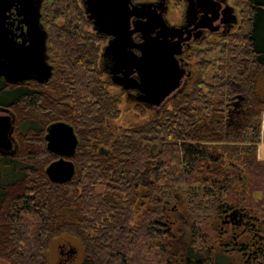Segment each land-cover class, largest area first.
<instances>
[{"label": "trees", "instance_id": "obj_1", "mask_svg": "<svg viewBox=\"0 0 264 264\" xmlns=\"http://www.w3.org/2000/svg\"><path fill=\"white\" fill-rule=\"evenodd\" d=\"M231 1L238 22L218 36L216 53L200 42L196 75L163 107L134 101L140 115L150 109L153 116L118 134L106 127L119 115V101L100 65L105 37L81 0L42 6L50 78L12 83L0 76V106L14 115L17 142L14 154H0V260L48 264L50 243L66 235L83 247L80 264H232L229 243L213 253L209 229L238 207L254 216L257 232L246 264H263L257 244L264 159L257 145L264 142V98L257 79L264 70V0ZM56 122L71 126L77 139L65 182L46 174L58 158L45 140ZM179 207L191 228L183 245L174 242L166 216Z\"/></svg>", "mask_w": 264, "mask_h": 264}, {"label": "water", "instance_id": "obj_2", "mask_svg": "<svg viewBox=\"0 0 264 264\" xmlns=\"http://www.w3.org/2000/svg\"><path fill=\"white\" fill-rule=\"evenodd\" d=\"M196 1L205 5L212 0ZM42 3L43 0H0V76L7 82L34 80L43 83L52 74L46 55L47 32L40 21ZM82 5L93 29L110 37L102 55L112 57L109 74L113 84L126 90L137 89L135 100L147 108L162 106L171 92L184 85L191 72L180 66L175 58L180 41L168 39L182 28L166 23V5L163 4L158 12L150 9V3H136L132 11L126 0H82ZM192 11L190 1L186 13ZM131 15L146 20L134 22L130 29ZM232 18L235 23V15ZM15 21V29L19 32L13 29ZM157 27L160 30H156ZM136 31L143 39L138 44L132 42L131 37ZM151 32L156 36L152 37ZM132 48H137L140 54L136 55ZM134 73L136 77L132 76ZM13 129V113L0 106L2 155L15 152ZM45 140L47 149L59 156L47 166L48 178L53 182L68 181L74 167L66 158L74 153L77 143L72 127L62 122L52 123L46 129Z\"/></svg>", "mask_w": 264, "mask_h": 264}, {"label": "rangeland", "instance_id": "obj_3", "mask_svg": "<svg viewBox=\"0 0 264 264\" xmlns=\"http://www.w3.org/2000/svg\"><path fill=\"white\" fill-rule=\"evenodd\" d=\"M52 0H43L42 6L50 3ZM232 3V1H231ZM41 6V8H42ZM183 0H170L168 3V12L165 15L170 23H178L182 12H183ZM41 11V10H40ZM236 14L237 11L235 10ZM238 22V16H237ZM237 24V23H236ZM236 26V25H235ZM235 26L232 30L235 29ZM230 30V31H232ZM218 36H211L208 38L206 42V48H211L210 50H214V45L218 42ZM200 45L195 47V51L201 49ZM194 51V53H195ZM192 54L190 60V68L192 72L195 71V62L197 61V57ZM216 52L211 53L210 55H214ZM196 75V72L193 74V77ZM105 76V75H103ZM192 77V78H193ZM193 80V79H192ZM191 80L188 82L187 86H189ZM181 86V85H180ZM257 90L259 95L264 98V70L259 74L257 79ZM110 93L118 98V109L119 115L111 120L107 121V129L109 132H114L116 134L120 133L122 128H128L131 126L142 125L146 120L153 116V112L150 109L145 110L143 115H140L138 111L134 108V102L125 98L123 92H121L118 87L112 86L109 89ZM163 107V106H162ZM15 140V138H14ZM16 148L17 142L15 140ZM258 147V145H257ZM15 148V149H16ZM258 156V155H257ZM259 158V157H258ZM262 159V158H260ZM259 196L258 193L255 194V198ZM142 213V208L139 209V212L136 214L135 219L139 214ZM264 214V212H262ZM170 218V234L173 237L174 242L179 245L187 244L189 242V237L191 235L190 222L186 215V213L179 207L174 211H169V214L166 215ZM255 216L262 220V215L255 213ZM212 227L209 229V233L212 238V247L213 253H219L224 248L222 244L229 243L231 246V263L232 264H246L248 252L252 250L251 244V236L244 231L243 227L234 228L231 225H223L222 232H220V228L222 226V219H215ZM259 233L262 235L261 240H259L257 246L259 248L264 247V223L262 224V228H260ZM233 234H236L238 237V243L246 245L244 248V252L239 249V246H233L231 237ZM61 249L64 252L72 251L69 254H61ZM243 252V253H242ZM83 258V247H81L80 242L77 239L70 238L66 235H61L56 239H53L50 243L47 250V260L48 264H80ZM0 264H7L4 261L0 260ZM264 264V262H263Z\"/></svg>", "mask_w": 264, "mask_h": 264}, {"label": "flooded vegetation", "instance_id": "obj_4", "mask_svg": "<svg viewBox=\"0 0 264 264\" xmlns=\"http://www.w3.org/2000/svg\"><path fill=\"white\" fill-rule=\"evenodd\" d=\"M126 1H127V5L132 11H133V5H135L136 3H150L149 5L150 9H153L154 11H157V12L159 11V9H161V6H163L164 4L167 6L166 13H165L166 15L168 12V3L170 0H126ZM190 1H192L193 11L191 12V14H187L186 13L187 5L190 3ZM81 4H82V0H81ZM183 6H184L183 12H182L181 18L178 23H170L168 19L166 18V16L164 17H165L167 24L177 26L180 29L182 28L180 32H177V35L171 36V37L169 36L168 39H170L171 42H175L177 40L180 41L179 50L177 51V53H175V58L179 61L180 66L184 67L186 71L191 72L190 76L188 77L190 79V77L192 76V70L190 68L189 59L194 53L195 47L198 44H200V42H202L203 40L207 41L208 38H210L211 36H219L220 34L230 32V30H232V28L237 23V14L235 12L234 6L231 3V0H212L209 3L205 2V5L199 4L196 0H183ZM230 7H232L233 10H231ZM233 15H235L236 17L235 23L232 18ZM129 19H130L129 20L130 29L133 28L134 22L136 23L138 21L146 20L142 18L138 19L137 16L135 15H131ZM16 26H17V21H15L13 29L15 30V32H19L15 29ZM156 30H160V29L157 27ZM99 35H102L105 37V43L102 46V50H103L104 46L107 45L110 37L104 34H99ZM150 35L153 37V36H156V33L151 32ZM141 36L142 34L139 31L133 32L131 36L132 42H134L135 44L142 42L143 39L141 38ZM102 50H101L100 65H101L102 70L104 71L105 76L110 80L111 84H113L111 81V76L109 74L110 68L113 65L112 57H109L108 55L103 56ZM132 51L136 55L140 54L137 48H132ZM132 76L136 77V73L132 74ZM113 85L118 87V89L121 92H123L126 100L129 99L133 102L134 101L137 102L135 100L136 94H138L137 89L126 90L120 87L119 85H115V84ZM183 86L184 85H181L178 87L179 91H181ZM178 88L175 89L173 92H171L166 97L165 100L173 96V94L175 95L176 92H179ZM153 108H158V107H152V109ZM235 209H237V211L233 212ZM223 225H231L234 228L243 227L244 231L247 232V234H249L251 238H254L257 235L254 216L251 213H249L248 210H244L242 208L234 207V208L229 209L227 212H225L222 216V226L220 228V232H222ZM259 236L261 238L262 235H259ZM231 241L234 246H239V249H240V246H242L243 248L246 247V245L238 243V237L236 234L232 235ZM60 253L69 254V253H72V251L64 252L61 249ZM250 253L251 251L248 252V256H250Z\"/></svg>", "mask_w": 264, "mask_h": 264}, {"label": "crops", "instance_id": "obj_5", "mask_svg": "<svg viewBox=\"0 0 264 264\" xmlns=\"http://www.w3.org/2000/svg\"><path fill=\"white\" fill-rule=\"evenodd\" d=\"M261 128L264 130V112L261 116ZM257 155L259 158L264 159V142H260L257 147Z\"/></svg>", "mask_w": 264, "mask_h": 264}]
</instances>
